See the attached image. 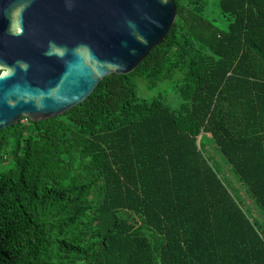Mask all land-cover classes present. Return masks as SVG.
<instances>
[{"label":"trees","instance_id":"1","mask_svg":"<svg viewBox=\"0 0 264 264\" xmlns=\"http://www.w3.org/2000/svg\"><path fill=\"white\" fill-rule=\"evenodd\" d=\"M172 1L136 69L0 130V264H264V230L200 141L264 211V0Z\"/></svg>","mask_w":264,"mask_h":264},{"label":"water","instance_id":"2","mask_svg":"<svg viewBox=\"0 0 264 264\" xmlns=\"http://www.w3.org/2000/svg\"><path fill=\"white\" fill-rule=\"evenodd\" d=\"M172 0H0V130L83 103L169 34Z\"/></svg>","mask_w":264,"mask_h":264},{"label":"rangeland","instance_id":"3","mask_svg":"<svg viewBox=\"0 0 264 264\" xmlns=\"http://www.w3.org/2000/svg\"><path fill=\"white\" fill-rule=\"evenodd\" d=\"M210 18H215L218 20L219 24H222L220 16L218 15L217 9H211ZM226 23L223 25V27ZM138 93L142 97H150L155 94H163L170 103L169 105L176 108L178 104L181 103L179 96L174 92L172 84L170 81L163 82L155 90H147L144 82L138 81ZM201 145L204 152L209 157L210 161L220 173L221 177L225 180L227 185L236 195V197L242 202L244 209L249 213L254 221H256L259 226L264 230V211L254 202L246 190L245 185L242 184L238 176L231 169L225 158L221 153L215 148L214 141L208 134L201 137Z\"/></svg>","mask_w":264,"mask_h":264},{"label":"flooded vegetation","instance_id":"4","mask_svg":"<svg viewBox=\"0 0 264 264\" xmlns=\"http://www.w3.org/2000/svg\"><path fill=\"white\" fill-rule=\"evenodd\" d=\"M1 72V71H0Z\"/></svg>","mask_w":264,"mask_h":264}]
</instances>
